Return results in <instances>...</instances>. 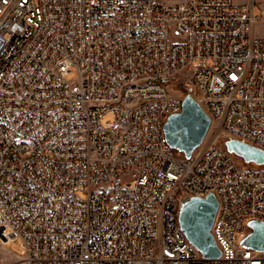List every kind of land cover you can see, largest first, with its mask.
<instances>
[{
    "label": "built area",
    "instance_id": "obj_1",
    "mask_svg": "<svg viewBox=\"0 0 264 264\" xmlns=\"http://www.w3.org/2000/svg\"><path fill=\"white\" fill-rule=\"evenodd\" d=\"M262 15L256 0H0V242L22 264H264L239 245L264 221V165L214 145L264 150ZM176 81L210 119L191 159L157 137ZM205 189L216 259L191 256L177 220Z\"/></svg>",
    "mask_w": 264,
    "mask_h": 264
},
{
    "label": "water",
    "instance_id": "obj_2",
    "mask_svg": "<svg viewBox=\"0 0 264 264\" xmlns=\"http://www.w3.org/2000/svg\"><path fill=\"white\" fill-rule=\"evenodd\" d=\"M209 126L208 115L191 94H186L181 99V111L168 116L164 124L165 142L171 149L189 158L205 139ZM224 146L245 164L264 165V150L234 139L227 140ZM216 210L217 199L214 194L208 193L204 198L182 200L177 215L179 228L185 238L208 259L220 256L210 233ZM246 225L247 232L240 238L239 245L264 253V221L251 219Z\"/></svg>",
    "mask_w": 264,
    "mask_h": 264
},
{
    "label": "rangeland",
    "instance_id": "obj_3",
    "mask_svg": "<svg viewBox=\"0 0 264 264\" xmlns=\"http://www.w3.org/2000/svg\"><path fill=\"white\" fill-rule=\"evenodd\" d=\"M236 3H246L247 0H233ZM256 3L259 6L264 7V0H256ZM258 12V7H256V13ZM253 33L258 36V37H264V15L260 17V19L257 20L254 28H253ZM68 81H73L75 79V73H69L66 77ZM177 82V81H176ZM182 84L180 87L179 85L175 84L173 85L174 87V92L173 96L174 97H180L181 99L186 95V94H191L193 85L190 82H184V81H178ZM178 87V88H177ZM211 136V132H209L206 135L205 140L207 141ZM211 139V138H210ZM204 140V141H205ZM227 141V139L224 138H218L217 141H215L214 145L216 147H225L224 143ZM238 162L241 166L243 167H253L251 164H245L240 158H238ZM134 179V175L132 172H127L119 178L120 182H127V181H132ZM25 256L24 249L22 246L14 244V243H8L6 245H3L0 242V264H22L20 263L21 260H23Z\"/></svg>",
    "mask_w": 264,
    "mask_h": 264
},
{
    "label": "bare ground",
    "instance_id": "obj_4",
    "mask_svg": "<svg viewBox=\"0 0 264 264\" xmlns=\"http://www.w3.org/2000/svg\"><path fill=\"white\" fill-rule=\"evenodd\" d=\"M168 116L170 115H163L162 116V119H161V123L158 124L157 126V137H158V142H165V137H164V124L168 118ZM201 148H203V142L198 146L196 147L192 154H196L197 151H200ZM192 154L190 155L189 158H186L184 156V159H191L192 158ZM208 193H212V189H205V196L206 194ZM179 232H180V235H181V238H185V236L183 235V233L181 232L180 228H179ZM190 254L191 256H199V251L194 247V246H190Z\"/></svg>",
    "mask_w": 264,
    "mask_h": 264
},
{
    "label": "trees",
    "instance_id": "obj_5",
    "mask_svg": "<svg viewBox=\"0 0 264 264\" xmlns=\"http://www.w3.org/2000/svg\"><path fill=\"white\" fill-rule=\"evenodd\" d=\"M172 83H173V85L175 84V86H176V84L179 85L180 87L182 86V84L180 82H172Z\"/></svg>",
    "mask_w": 264,
    "mask_h": 264
}]
</instances>
